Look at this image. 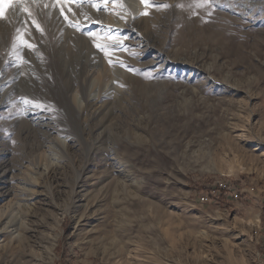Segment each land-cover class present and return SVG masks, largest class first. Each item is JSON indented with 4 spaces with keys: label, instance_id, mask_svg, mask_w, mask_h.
<instances>
[{
    "label": "rangeland",
    "instance_id": "1",
    "mask_svg": "<svg viewBox=\"0 0 264 264\" xmlns=\"http://www.w3.org/2000/svg\"><path fill=\"white\" fill-rule=\"evenodd\" d=\"M106 7L4 9L0 207H21L0 264H264V0H139L135 23ZM96 53L85 110L71 96ZM221 175L243 197L196 203Z\"/></svg>",
    "mask_w": 264,
    "mask_h": 264
},
{
    "label": "bare ground",
    "instance_id": "2",
    "mask_svg": "<svg viewBox=\"0 0 264 264\" xmlns=\"http://www.w3.org/2000/svg\"><path fill=\"white\" fill-rule=\"evenodd\" d=\"M122 5V6H121ZM106 8H115L117 11H119L118 13L119 14H121V15H123V16H125L128 20H126V22L128 21V22H131V23H135L139 18H141L140 16H139V0H120V3L119 4H113V3H109V4H106ZM102 7H104V6H102ZM142 8V7H141ZM114 10V9H113ZM113 10H111V11H113ZM103 11V10H102ZM106 11V10H105ZM110 11V10H109ZM142 11V10H141ZM101 13V12H100ZM144 13V12H143ZM95 14V13H94ZM104 14L102 13V16H103ZM109 15V14H108ZM110 15H112V13L110 14ZM109 15V16H110ZM113 15H115L114 13H113ZM112 15V16H113ZM101 16V17H102ZM109 16H108V18H109ZM118 16H120V15H118ZM97 17H99V15L97 16ZM107 17V16H106ZM113 17H115V16H113ZM108 18H106L107 20H108ZM116 18V17H115ZM119 18V17H118ZM105 19V20H106ZM113 19V20H112ZM112 19H109V21H108V23H104L103 25H105V27L106 26H111L113 29H115V30H121V28H123L122 26V24L121 23H124L125 24V22L123 21V22H121L120 23V21L119 20H117V18H116V20L114 19V18H112ZM142 19V18H141ZM140 19V20H141ZM102 20V19H101ZM124 20V19H123ZM102 22V21H101ZM103 23V22H102ZM130 24V23H129ZM128 25V24H127ZM108 26V27H109ZM134 26H137V25H134ZM102 27V26H101ZM131 27V26H130ZM107 28V27H106ZM110 28V27H109ZM103 29V28H102ZM106 31H107V29H106ZM88 35V34H87ZM121 38V37H120ZM148 41V40H147ZM153 41V40H152ZM105 42V41H104ZM121 42V41H120ZM116 44V43H115ZM100 45V44H99ZM110 45V44H109ZM108 45V46H109ZM114 45V44H113ZM105 46H107V45H105ZM125 50V49H124ZM100 52V51H99ZM106 52V51H105ZM105 52H104V55H105ZM114 52V51H113ZM111 53V52H110ZM109 53V54H110ZM116 53V52H115ZM118 53H120V51L118 52ZM96 54H98V53H96ZM102 54V53H101ZM99 56H100V53L98 54ZM103 55V54H102ZM96 57V56H95ZM116 57V56H115ZM121 57V56H120ZM100 58H101V56H100ZM100 58H98L99 60L97 61V62H95L93 65H91L90 67H88L89 69H88V71H87V74H86V72H85V74L86 75H80V77H78L77 78V82H76V78H75V83L74 84H76V86L78 85L79 86V90L80 91H77V90H75L74 91V93H73V95L71 96L72 97V99L76 102V103H78V104H80L81 106H82V109H87V107L88 106H90L91 104H93L94 102H95V100L97 101L98 99H96V95H98V91H100V89L97 91V89H95V88H98V87H95V86H97V82H96V80H97V76H99V74H104L105 75V73L107 72V71H105V63H106V61H104V60H102V58L100 59ZM104 58V57H103ZM127 58V57H126ZM115 59V58H114ZM121 59V58H120ZM120 59H118V60H120ZM107 60V59H106ZM123 60V59H122ZM131 60V59H130ZM104 61V62H103ZM127 61V60H126ZM130 62V61H129ZM131 62H132V60H131ZM134 62V61H133ZM114 63V62H113ZM116 63V62H115ZM125 63V62H124ZM137 63V62H136ZM117 65V64H116ZM117 67V66H116ZM107 68V67H106ZM121 68V67H120ZM119 68V69H120ZM87 69V68H86ZM116 70V69H115ZM115 70H113V71H115ZM84 71V70H83ZM82 71V72H83ZM103 71H105V72H103ZM109 71V70H108ZM82 72H81V74H82ZM115 73H117L116 71H115ZM83 74H84V72H83ZM92 76H95V77H92ZM102 75H100L99 76V79H100V77H101ZM108 76V75H107ZM106 77V76H105ZM74 80V79H73ZM72 80V85H73V81ZM98 81V80H97ZM100 81V80H99ZM107 83H108V81H107ZM69 84V83H68ZM104 84V83H103ZM106 84V83H105ZM114 84V83H113ZM107 86H105V88L106 87H108V84H106ZM99 86V85H98ZM119 86V85H118ZM95 87V88H94ZM104 87V86H103ZM102 88V87H101ZM109 88V87H108ZM163 88H165V87H163ZM102 89H104V88H102ZM69 90V89H68ZM104 90H106V89H104ZM108 90V89H107ZM161 91V90H160ZM159 91V92H160ZM101 92H102V90H101ZM104 92V91H103ZM102 92V93H103ZM79 93V94H78ZM158 93V92H157ZM106 94V93H105ZM164 94H165V91L163 90L162 92H160L159 93V96L160 97H164ZM101 95V94H100ZM99 96V95H98ZM158 96V97H159ZM79 110V109H78ZM95 110V109H94ZM47 132V131H46ZM48 133V132H47ZM119 133V132H118ZM48 136V138H47V143H49L48 144V146L50 147V148H52L53 150H54V148L53 147H55V146H59V147H61V148H64L65 147V139H60L57 135H54V136H51V135H47ZM43 141V140H42ZM69 144V143H68ZM47 147V146H46ZM48 147V148H49ZM57 148V147H56ZM48 150V149H47ZM51 150V149H50ZM38 164V163H37ZM37 167H39V166H37ZM29 171V170H28ZM27 172V171H26ZM28 173V172H27ZM80 173V172H79ZM78 173V175H77V177H76V179H75V182L78 180V178H79V176H80V174ZM24 175V174H23ZM25 176V178H28L29 176H28V174H25L24 175ZM24 179V178H23ZM30 179V178H29ZM23 195V194H22ZM22 197V196H21ZM17 198V197H16ZM21 198L19 197V199H17V200H20ZM16 200V201H17ZM15 201V202H16ZM11 201H8V203H7V205H6V203L4 204V206H2V208L0 207V240H1V236H3L4 234H8L10 231V229H12L11 227H13V226H16V224H17V218H16V215L14 214V211H13V208L15 207V206H17V208L15 209V210H17L18 208H20L21 207V203H19V201H17L16 203L15 202H12V203H10ZM31 211V210H30ZM18 217V216H17ZM255 222H258V217H256L255 218V220H254ZM18 225V224H17ZM18 226H16V228H17ZM14 231V230H13ZM25 238L24 237H22L19 241H21V244L19 243V241H18V243H19V245H21V246H25V244L27 243L28 245L30 244V246H32L33 245V242H31L30 243V241H25L24 240ZM30 240V239H29ZM54 245V243H50V245L48 246V248H49V250H50V253H51V249H52V246ZM1 249V248H0ZM2 250V249H1ZM49 254V253H48ZM194 260H195V264H207L206 262H201L199 259H198V256L196 255L195 256V258H194Z\"/></svg>",
    "mask_w": 264,
    "mask_h": 264
},
{
    "label": "built area",
    "instance_id": "3",
    "mask_svg": "<svg viewBox=\"0 0 264 264\" xmlns=\"http://www.w3.org/2000/svg\"><path fill=\"white\" fill-rule=\"evenodd\" d=\"M195 195L196 203L202 205L217 203L222 205V202H237L243 196L239 183L232 180L229 176L224 175L207 183L204 188L197 190ZM261 231L259 245L261 253L264 256V224L262 225Z\"/></svg>",
    "mask_w": 264,
    "mask_h": 264
},
{
    "label": "snow or ice",
    "instance_id": "4",
    "mask_svg": "<svg viewBox=\"0 0 264 264\" xmlns=\"http://www.w3.org/2000/svg\"><path fill=\"white\" fill-rule=\"evenodd\" d=\"M28 2V0H0V20L2 19H6L5 14H4V9L6 6H11L12 4H26ZM33 3H38L39 0H32ZM205 2H208V0H205ZM89 4L93 7H96L97 10L100 9V4H108V3H113V4H119L120 0H52V5L53 7L59 6V5H69V4H76L77 6H81L82 4ZM141 3L148 5L150 3V0H141ZM122 6V5H121ZM197 6H201V5H197ZM24 11H28L27 8L24 9ZM69 12H72V8L69 7L68 8ZM146 14V13H144ZM29 15H31V13H29ZM61 15L65 16V19H68V16L65 15L64 13V8L61 7ZM36 28L39 30V25L36 24L35 25ZM70 26L76 27L75 24H71ZM77 30H79V28H77ZM17 31L19 32V29H17ZM89 35H95L94 33H89ZM23 43H27L26 41H23ZM29 48L32 47V45H28ZM97 48H101V50H103V47L99 44L96 45ZM107 54V53H106ZM111 63V61H110ZM27 103V101H25Z\"/></svg>",
    "mask_w": 264,
    "mask_h": 264
},
{
    "label": "trees",
    "instance_id": "5",
    "mask_svg": "<svg viewBox=\"0 0 264 264\" xmlns=\"http://www.w3.org/2000/svg\"><path fill=\"white\" fill-rule=\"evenodd\" d=\"M243 197V196H242ZM223 204H222V206H225L226 205V203H224V202H222ZM263 203H264V199H263ZM261 221L263 222V224H264V205H263V209H262V213H261Z\"/></svg>",
    "mask_w": 264,
    "mask_h": 264
}]
</instances>
